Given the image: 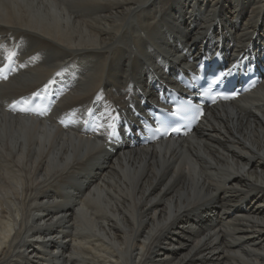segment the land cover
<instances>
[{"label": "bare ground", "instance_id": "6f19581e", "mask_svg": "<svg viewBox=\"0 0 264 264\" xmlns=\"http://www.w3.org/2000/svg\"><path fill=\"white\" fill-rule=\"evenodd\" d=\"M218 44L264 54V0H0V56L21 47L0 82V264H264V83L130 147L156 85ZM49 84L68 91L49 125L3 110ZM90 106L127 118L117 147L55 125Z\"/></svg>", "mask_w": 264, "mask_h": 264}, {"label": "snow or ice", "instance_id": "6c2138e0", "mask_svg": "<svg viewBox=\"0 0 264 264\" xmlns=\"http://www.w3.org/2000/svg\"><path fill=\"white\" fill-rule=\"evenodd\" d=\"M13 55H14V54H9V55L6 57V59H7L8 61H11ZM2 72H3V69H0V73H2ZM3 79H7V76H3ZM222 98H226V97H222ZM22 103H24L25 105H27L28 102H27V101H23ZM11 107H12V108H15V104L11 105ZM27 110H28V108H27L26 106L20 108V111H27ZM173 131H179V129H173Z\"/></svg>", "mask_w": 264, "mask_h": 264}]
</instances>
